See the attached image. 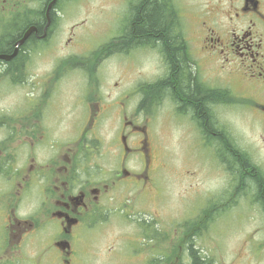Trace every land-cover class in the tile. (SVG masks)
<instances>
[{"label": "flooded vegetation", "instance_id": "af4514ba", "mask_svg": "<svg viewBox=\"0 0 264 264\" xmlns=\"http://www.w3.org/2000/svg\"><path fill=\"white\" fill-rule=\"evenodd\" d=\"M74 1L0 0V41L15 35L0 55L34 27L13 57L0 58V82L19 87L17 107L0 108V264H183L195 227L177 226L169 254L160 243L168 235L132 221L139 231L97 246L112 204L154 194L153 145L168 139L171 123L228 178L230 199L198 190L197 204H230L251 175L264 184V163L231 123V113H248L264 145V0L192 2L190 24L184 2L163 0L170 42L139 23L146 0H124L113 33L95 48L79 42L82 24L62 28ZM111 57L118 63L108 83L100 67ZM258 188L250 187L253 199ZM134 240H144L139 250Z\"/></svg>", "mask_w": 264, "mask_h": 264}, {"label": "rangeland", "instance_id": "374dc122", "mask_svg": "<svg viewBox=\"0 0 264 264\" xmlns=\"http://www.w3.org/2000/svg\"><path fill=\"white\" fill-rule=\"evenodd\" d=\"M123 1L76 0L65 7L62 14V28L68 30L71 26L82 24L83 26L77 29L82 33L83 38L79 42H83L85 47L95 48L98 43L106 41L110 37L109 34L113 33L114 22L120 20L119 17L124 8ZM179 1L184 2L187 9L185 24H190L194 13L188 4L199 2L202 8L206 3L205 0ZM117 63L118 60L111 57L100 67V73L108 83H112L116 77ZM37 67L40 71L47 65L40 64ZM137 68L140 73L150 69L148 64L138 65ZM18 89V86H11L7 81L0 82V108L17 107ZM247 115L248 113H231V123L242 146L253 151L252 160L262 164L264 163V145L260 138V130L258 124L253 123ZM159 124L162 130L163 124L160 121ZM171 126L174 127L170 134H167V129L162 130V136L168 139L164 140L163 144L153 145V166L157 163L152 178L154 194L148 199L136 200L137 204H131V198L126 204H112L108 214L110 224L105 228L104 240L99 242L98 249L107 248L110 239L116 233L134 231L137 226L130 225L129 222L132 221L138 223L148 233L168 235L167 238L162 237L160 243L169 254L177 243V235H174V232H177L178 227L181 228L179 233L185 229L180 224L195 223L199 217L207 218L212 212V221L198 230L197 236L183 241V250L181 249V255H184L183 264H189L191 261L187 252L190 243L197 250L199 257L205 260L210 259L213 264H264V214L258 204L252 203L251 189L246 191V195L237 197L235 204H197L198 200H201L198 190L202 194L213 193L217 199L219 196H222L224 201L228 199L226 194L229 196L232 192H227L230 189L228 178L213 167L211 159L206 161L207 156L195 143L180 142L181 131L178 128L181 127L174 123H171ZM209 169H214V172ZM143 196L144 193H142ZM146 201L150 204H139ZM123 218H127L128 224H115L114 220L121 222ZM136 231H139L138 227ZM143 244L144 240H134L137 250ZM155 246H157L156 241ZM152 252L158 259L164 255L160 250L153 249ZM94 263L105 264L102 258Z\"/></svg>", "mask_w": 264, "mask_h": 264}, {"label": "trees", "instance_id": "16d2710c", "mask_svg": "<svg viewBox=\"0 0 264 264\" xmlns=\"http://www.w3.org/2000/svg\"><path fill=\"white\" fill-rule=\"evenodd\" d=\"M161 1L163 0H146L143 3L142 9H141V13L139 14V18L142 20H139V23L141 25L144 26V28L146 30H148L149 32H152L153 35H158V37L162 40L163 36H167V39L169 40L170 38V33H169V29L166 30L165 27L167 25L166 21H165V16H164V7L162 6L163 4L161 3ZM171 16V15H170ZM16 32V31H15ZM16 34V33H15ZM15 38V35H9L4 37L1 41H0V52H8L9 50V45L12 44L13 40ZM170 42V40H169ZM257 176H250L249 180L247 181V183L245 184L246 186H241V189L238 190V192H234L236 193L235 195H238L239 193L243 192L244 190H248L246 189L251 187V185L256 186L260 192H258L255 196H254V201H264V184L262 181H260L258 178H256ZM245 192V191H244ZM243 192V193H244ZM234 195V196H235ZM258 206L260 207V210L262 211V213L264 214V204H258ZM206 221L208 220H204L202 222H199V227L203 228L206 225ZM197 223H193L192 225H190L189 227H194L196 226ZM188 228V227H187ZM195 232H198V229L195 228ZM189 248H190V254L192 256V263L191 264H213V262L210 259H203L201 257L198 256L197 250H195L192 246V244H189Z\"/></svg>", "mask_w": 264, "mask_h": 264}, {"label": "water", "instance_id": "95a60500", "mask_svg": "<svg viewBox=\"0 0 264 264\" xmlns=\"http://www.w3.org/2000/svg\"><path fill=\"white\" fill-rule=\"evenodd\" d=\"M32 30H34V27H32V28H30L29 30H27V31L25 32L24 36H23L19 41H17V43L15 44L14 52H13L11 55H4V54H1V55H0V58H2V59H9V58L13 57V56L16 54L17 46L20 45V44H22V43L25 41V39L27 38V36L29 35V33H30Z\"/></svg>", "mask_w": 264, "mask_h": 264}, {"label": "bare ground", "instance_id": "6f19581e", "mask_svg": "<svg viewBox=\"0 0 264 264\" xmlns=\"http://www.w3.org/2000/svg\"><path fill=\"white\" fill-rule=\"evenodd\" d=\"M49 29V28H48Z\"/></svg>", "mask_w": 264, "mask_h": 264}]
</instances>
